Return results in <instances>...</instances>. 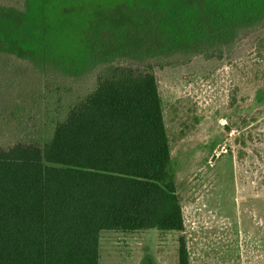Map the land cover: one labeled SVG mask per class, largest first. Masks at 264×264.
Segmentation results:
<instances>
[{
	"label": "trees",
	"instance_id": "trees-1",
	"mask_svg": "<svg viewBox=\"0 0 264 264\" xmlns=\"http://www.w3.org/2000/svg\"><path fill=\"white\" fill-rule=\"evenodd\" d=\"M46 1L0 0V54L95 75L43 141L0 145V264H99L102 230L184 229L154 70L221 56L264 24V0L98 3L71 59L22 38ZM177 264H191L183 235Z\"/></svg>",
	"mask_w": 264,
	"mask_h": 264
},
{
	"label": "rangeland",
	"instance_id": "rangeland-1",
	"mask_svg": "<svg viewBox=\"0 0 264 264\" xmlns=\"http://www.w3.org/2000/svg\"><path fill=\"white\" fill-rule=\"evenodd\" d=\"M116 1L47 0L22 38L48 55L71 59L92 6ZM0 57L7 62L0 68L2 146L43 141L93 85L92 68L63 76L12 55ZM154 73L184 229L139 231L146 236L144 244H134L142 262L163 264L164 253L173 260L183 235L191 264H264V24L221 56L189 54ZM105 233L113 231L99 233V264H129L119 253L121 235Z\"/></svg>",
	"mask_w": 264,
	"mask_h": 264
},
{
	"label": "crops",
	"instance_id": "crops-1",
	"mask_svg": "<svg viewBox=\"0 0 264 264\" xmlns=\"http://www.w3.org/2000/svg\"><path fill=\"white\" fill-rule=\"evenodd\" d=\"M143 230H135V231L112 230L113 233H105L103 235H109V236L118 235V234L121 235V237L123 238V242H124L123 244L124 245H123V248L121 247V250L119 251V253H120V255L122 254V256L127 260V262L129 264H155L154 261H150L148 263L142 262L143 258L141 257V255L138 254V253L141 254V252H137V247L134 246L135 243H136V246L138 244H140L137 241H139V242L142 241L143 244L145 243V241H143V240L146 239V236L144 234L138 233L139 231H143ZM164 232H166V231H164ZM159 233L161 234V231ZM99 241H100V245H101V238L99 239ZM176 247H177V245H176ZM105 249H107V247ZM136 252H137V254H136ZM162 253H164V251H162ZM157 254L159 255V251H157ZM164 254H165V257H164V263L163 264H177V254H176V256H175V254H173V260H171V261H169L168 258L166 257V253H164ZM156 261L158 262L157 259H156Z\"/></svg>",
	"mask_w": 264,
	"mask_h": 264
}]
</instances>
